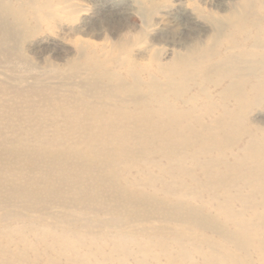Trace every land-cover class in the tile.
Returning a JSON list of instances; mask_svg holds the SVG:
<instances>
[{
    "label": "rangeland",
    "instance_id": "rangeland-1",
    "mask_svg": "<svg viewBox=\"0 0 264 264\" xmlns=\"http://www.w3.org/2000/svg\"><path fill=\"white\" fill-rule=\"evenodd\" d=\"M86 2L0 0V264H111L102 255L119 233L133 239L158 235L166 242L178 238L188 248L197 241L220 250L215 232L184 221L185 211L171 215L175 203L190 201L201 209L205 194L191 200L187 188H176L170 203H161V193L159 203L136 202L122 184L111 187L107 180H116L121 164L104 178L97 167L89 174L75 154L87 144L89 104L134 109L165 99L185 108L184 101L195 98L199 109L235 107V92L247 95L254 76L264 78V0H250L248 8V0H145L155 14L147 25L135 13L136 0ZM52 5L61 8L60 21L42 23L37 7ZM127 31H138L141 47L159 49L151 72L125 70L118 45ZM83 42L90 45L84 48ZM147 54L148 48L123 52L128 64L144 62ZM239 78L245 81L241 88L235 85ZM224 88L237 89L222 100ZM247 96L241 121H262L264 127V90ZM178 179L187 184L186 176ZM162 180L172 182L165 175ZM42 229L66 234L70 248H45L38 240Z\"/></svg>",
    "mask_w": 264,
    "mask_h": 264
},
{
    "label": "bare ground",
    "instance_id": "bare-ground-1",
    "mask_svg": "<svg viewBox=\"0 0 264 264\" xmlns=\"http://www.w3.org/2000/svg\"><path fill=\"white\" fill-rule=\"evenodd\" d=\"M249 3L250 0L246 2L247 8ZM89 45L86 42L83 47ZM236 46L242 47L243 42ZM244 82L239 78L235 85L241 88ZM236 89H222L221 99ZM263 90L264 78L254 76L247 95L252 92L254 97ZM247 95L242 89L236 91L233 108L208 104L199 109L195 98L184 101L185 108L165 99L143 102L134 109L85 106L84 113L92 120V126L86 129L84 149L75 154L85 162L82 163L85 170L90 174L97 167L105 178L111 176L115 165L121 164L123 170L116 180H107L111 187L122 184L123 192L136 202H157L161 193V203H170L168 197L173 198L170 195L176 188H187L191 200L201 199L205 194L201 209L190 201L183 206L175 203L171 215L185 211L184 221L216 233L215 244L220 249L211 245L203 248L197 241H191L192 247L188 248L178 238H172L168 241L170 244L158 235L133 239L128 233H119L111 238V247L102 255L103 261L195 264L197 258V264H264V127L262 121H250L248 125L241 121L242 107L250 100ZM204 98L207 103L211 102L207 95ZM69 111L72 114L68 117L74 118L73 110ZM117 117L130 126L118 123ZM203 117L210 121L203 123ZM52 153L61 156L58 152ZM153 169L160 174L154 177ZM132 170L134 174L130 173ZM163 175L172 182L163 181ZM179 175L187 177V184L178 179ZM141 186L148 191L137 189ZM235 202L240 203L239 209L234 208ZM39 235L38 240L49 250L54 246L60 251L70 248L63 232L42 229ZM129 243L136 244V249H128ZM77 257L82 259L81 254Z\"/></svg>",
    "mask_w": 264,
    "mask_h": 264
},
{
    "label": "clouds",
    "instance_id": "clouds-1",
    "mask_svg": "<svg viewBox=\"0 0 264 264\" xmlns=\"http://www.w3.org/2000/svg\"><path fill=\"white\" fill-rule=\"evenodd\" d=\"M136 12L140 13V17L138 18L140 19L143 18L146 25H147V18L150 15L152 16V18L155 16L149 3H146L145 0H136L135 13ZM36 16H37V19L40 20L42 23L49 21V20H54V22L57 23V21H60L61 19L62 10L56 5H52L51 7H48L44 10H41L39 7H37ZM128 32L129 31L122 34L121 40L119 41L120 43L118 45L122 53L121 58L126 65L125 70L129 73L151 72L154 67L155 59H156L157 53L159 52V49L153 50L152 46H150L149 43L143 44V40H141V44H143V47H141L140 45L136 43V38H135L136 34H138V31L136 32L132 31L133 35H127ZM129 47L134 48V50L148 48V54L145 58H143L144 62L138 63V64H128L126 58L123 56V52L126 51V49Z\"/></svg>",
    "mask_w": 264,
    "mask_h": 264
}]
</instances>
